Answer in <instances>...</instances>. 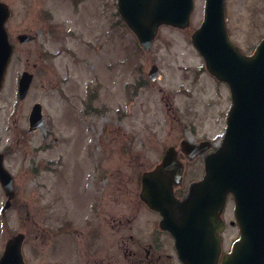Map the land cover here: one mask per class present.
Listing matches in <instances>:
<instances>
[{
    "label": "rangeland",
    "instance_id": "obj_1",
    "mask_svg": "<svg viewBox=\"0 0 264 264\" xmlns=\"http://www.w3.org/2000/svg\"><path fill=\"white\" fill-rule=\"evenodd\" d=\"M2 1L11 11L6 28L14 52L0 89V151L24 208L20 220L9 212L7 235L0 222V248L10 234L22 232L27 264H90L98 257L113 264H173L176 254L165 231L151 256L144 251L159 215L141 201L138 177L154 168L166 147L174 146L184 164L175 189L182 197L202 176L209 149L189 159L180 144L218 141L222 134L229 89L206 71L190 38L202 20L205 0L194 1L186 28L161 26L150 51L140 48L120 24L113 39L117 51L109 45L101 52L76 51V64L70 63L68 51L60 50L80 38H66L64 10L71 0ZM102 1L105 24L112 7L111 0ZM90 2L84 0L69 16L77 21L83 16L88 32L95 17ZM224 12L229 38L242 53L251 54L264 36V0H224ZM50 26L65 35L53 37ZM18 33L36 35V40L19 43ZM152 64L158 68L154 81L148 77ZM23 70L34 74L20 100L17 81ZM134 79L140 82L135 89ZM87 85L94 98L91 113L84 116ZM35 102L42 105L47 137L39 130L27 131ZM228 198L222 215L223 252L239 235L230 224L234 201ZM64 220L70 226L56 231Z\"/></svg>",
    "mask_w": 264,
    "mask_h": 264
},
{
    "label": "water",
    "instance_id": "obj_2",
    "mask_svg": "<svg viewBox=\"0 0 264 264\" xmlns=\"http://www.w3.org/2000/svg\"><path fill=\"white\" fill-rule=\"evenodd\" d=\"M118 3L121 15L145 49L150 47L160 24L185 27L193 9V0ZM9 14L7 5L0 1V87L13 51L5 29ZM17 39L26 42L32 36L19 34ZM192 43L203 56L208 71L230 87L232 106L222 145L205 156L204 176L190 185L182 200L173 195L172 180L178 174L168 178L159 172L173 165L174 152L169 147L162 163L143 173L140 197L149 207L160 211L161 225L174 236L183 264H218L219 231L223 227L219 215L226 195L232 193L240 237L232 252L222 256L220 264H264V38L253 55L241 54L226 32L223 0H206L204 19L192 34ZM156 72L154 65L149 76L154 79ZM31 79L30 73H22L20 98L25 96ZM35 128L45 134L39 103L32 106L29 115V131ZM183 149L186 150L184 143ZM2 161L0 153V182L12 191V177ZM21 239V235H16L8 241L0 264H24Z\"/></svg>",
    "mask_w": 264,
    "mask_h": 264
},
{
    "label": "flooded vegetation",
    "instance_id": "obj_3",
    "mask_svg": "<svg viewBox=\"0 0 264 264\" xmlns=\"http://www.w3.org/2000/svg\"><path fill=\"white\" fill-rule=\"evenodd\" d=\"M83 1L84 0H71L70 4L68 5V11L64 10V14L67 13V17H68V18L66 17L67 21H65L64 19V22H66L65 26H67L66 28L68 31L66 38L75 39V38L80 37L78 41L77 40L74 41V44L72 47H65V48L60 49L61 51H68V54L71 57V61H70L71 64H76L79 60V55L76 53V51L101 52V51H104L105 45L110 46L109 48L110 51H115V50L117 51L118 50L117 45L115 46V48L113 47V39H115V34L118 32L120 24L126 27V25L123 22H121L119 12H118V3L116 0H111L109 4V7H112V10L110 12H106L105 18H107L109 21H107L105 24L103 21V13H104L103 1L102 0H91L90 4H91L92 9L95 12V17L91 20L90 32L86 31L87 23L84 20L83 16L81 17V20L79 21H77L78 20L77 17L73 19L69 17L72 13L78 11L80 3ZM48 15H50L51 18L53 19L52 14L48 13ZM94 21H95V24H93ZM57 30L58 31L54 30V26H50L49 28V31L53 34V37H56V35L58 34L65 35L63 29L57 28ZM83 36H84V39H82ZM85 37L87 39H85ZM82 40H85L84 43L82 42ZM36 65L37 63L34 62L33 66H36ZM90 88H91L90 86H87V92L85 93V98H86L84 100L85 108L87 107L89 94L94 92L93 89H90ZM81 113L84 116L89 114L87 112H81ZM213 149L214 148L212 147L211 150ZM23 208H24V201L18 198L16 183H14L13 185V191L10 196H9V193L6 190H4L0 184V222H1V225L4 227V230H3L4 235H7V224H8L9 212L18 216V219L20 220L22 218L21 210ZM94 210H97V207ZM95 214H98V212H96ZM65 224H66V221H65ZM156 230H158V228L153 229V233L150 238L149 245H145L143 247L144 251L148 254V256L152 255L150 251L154 250L157 244L159 245V242L161 241L160 238H161V234L163 231L160 229L159 238H156L154 235L156 234ZM7 238L8 237H6L4 244L0 248V254L5 245V242L7 241ZM118 246H119V241L117 240L115 243V247L118 248ZM141 246L142 245H140V247ZM90 264H113V263L110 262V260L107 258L98 257V258L92 259L90 261Z\"/></svg>",
    "mask_w": 264,
    "mask_h": 264
}]
</instances>
